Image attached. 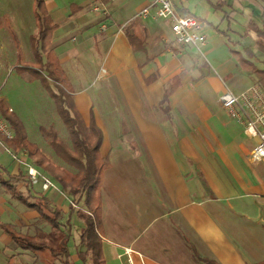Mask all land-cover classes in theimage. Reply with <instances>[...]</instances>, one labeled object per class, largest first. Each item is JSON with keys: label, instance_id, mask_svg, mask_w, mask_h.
<instances>
[{"label": "rangeland", "instance_id": "374dc122", "mask_svg": "<svg viewBox=\"0 0 264 264\" xmlns=\"http://www.w3.org/2000/svg\"><path fill=\"white\" fill-rule=\"evenodd\" d=\"M174 1L176 7L181 12L209 16V12L214 13L216 11L208 0ZM144 2V0H140L139 4L141 5ZM219 9L221 8H218L217 14L214 17H210L212 20H217V24L222 17L226 16L225 11H228L225 7L221 10ZM191 10L197 13H193ZM94 11L97 14L104 15L100 30L105 31L110 26L106 22V18L108 17L106 16L108 14L107 8L103 4L97 3L94 6ZM136 13L130 22L141 19L135 17ZM232 18L237 19L238 16L236 17L233 14ZM0 23L1 29H3V33L1 32L2 35H0L2 38H5L4 41L8 40L6 46L9 44L7 49H1L2 41L0 38V103L2 102L1 104L5 107L13 110V114L24 122L30 139L39 145L51 162L57 164L65 171L74 174L76 169L70 164L65 163L58 156L42 132L44 128L53 127L61 139L69 145L72 144L67 126L57 110L53 97L54 92H59V87L47 75L45 68L37 64L38 62L31 49V43L27 41L26 37L24 48L26 50L25 59L28 63L24 62L25 66L20 65V62L15 63L17 52L13 45V37L15 36H12V34H16L17 32L13 29V24H17V22L11 17V14H7L0 20ZM232 23L234 22L232 21ZM201 32L206 36V42L197 47L192 46L190 50L187 49L185 51L184 49L186 53L191 51L194 52L192 54H195L193 57L190 53L192 56L186 59V64L188 69L191 68L192 64L195 65L193 68L200 66L201 70L207 69V67L210 68V73L204 77V85L206 87L204 90H202V87H199L198 92L203 101L206 102V106L215 113L218 110H223L221 103H219V97L226 89H231L233 92L238 93L246 89L250 81L247 79L246 84V77L242 79L238 78L227 86L223 81V76L229 70L236 72L240 68L237 55H234L229 47H226L227 45L223 37L215 29H211L209 34H205L203 30ZM101 33L87 35L90 44L85 49H82L78 44L80 38L78 35L80 34L73 37L68 36V39L72 37L71 41L65 42V48L59 52V55L62 59L63 67L74 86L73 89L79 110L87 121L89 120L90 111H94L97 123L105 134L101 151L104 155L110 153L113 161V166L105 172L103 190L106 202V224L110 229V235L108 234L104 239L105 252L107 256H110L112 253L114 254L116 251L109 248V245L117 243V245L126 249L131 250L133 248L139 250V252L141 251L147 257V252H145L147 251L146 243L150 244V251L153 253L159 245L167 244L175 248L174 251L168 252V255L175 258L180 255V257L184 258L174 260V262L176 264H185L184 260L187 256L191 257L192 255L194 258L199 255L198 250L192 244H190L191 248L190 246H188V249L185 248L186 243H189L188 232L183 231L181 228H175L176 233L169 234L167 239L163 238L166 241H162V235L157 228L158 223L153 225V221L151 227L147 226L146 223L149 220L151 221L150 217L154 212L152 204L160 206L161 202L165 205L173 203L167 185L173 186L172 183H174L175 189L180 190L183 188L180 185L178 176H180L182 181L187 182L189 187L201 188L200 182L196 180V184H193V180H195L196 175L199 177V174L202 173L203 161L205 160L207 150L203 146L189 148L186 144L187 139L190 138V132L188 131L187 133L186 121L182 115H185L189 123H193L195 120H193V114L186 112V105L183 101L175 102L171 106L169 102L152 104V101L148 97H145L143 98L144 104L141 107L142 116L135 113L138 100L129 96L122 86L115 82L114 74L108 71L110 62L108 61L107 49L102 47L100 43L99 37L101 38ZM253 37L255 36L253 35ZM244 41L246 43L252 42L250 37ZM79 42H81L82 46H86L83 37L80 38ZM174 44L173 48L177 49V46ZM177 45L183 48V46ZM258 56L264 60V53L259 52ZM68 60L72 66L71 68L67 65ZM205 62L210 63L211 67L208 63L204 65ZM259 64L263 66L264 62L263 64ZM233 75L235 76L236 74L233 73ZM256 78L252 77L251 85L254 84L253 82ZM188 84L190 89H194L200 85L194 79L188 81ZM231 118L234 119L233 117ZM142 119L152 120L158 124H166L163 127V131L156 132L158 129L153 128L152 130L154 131L149 130L151 132H147L152 145L146 142L144 132L140 128L139 120L141 121ZM166 126H170L171 129L165 131L164 128ZM197 131L196 133H198ZM249 135L245 132L240 134L243 147H241L238 153H235L233 147L230 146L227 148L226 153L237 158L236 165L241 170L251 174L253 178L257 176L262 178L263 183L259 182L260 187L257 189L260 193L259 197H261L264 194V163L260 168L252 166L247 162V154L251 150L253 151L258 144V139L255 141ZM162 136L165 139H169V145L171 141L175 140L173 142L177 146L171 149L177 150V153L174 152L172 154L170 148L165 143H162ZM156 142L159 145L157 147L155 145ZM249 156L248 161L250 162ZM0 163L10 171L16 170L15 168L18 166L19 171L21 170L28 174H30V171L36 172V175L32 177L35 189L37 192L39 191L42 194L45 193L50 196L65 211L63 222L68 223L72 230L70 250L73 261L75 264H83L78 255L81 250H84V247L80 245V235L84 222L77 217L76 207H72L73 210L70 208L72 196L56 184L44 170L36 166L28 157L26 151L16 153L1 140ZM180 174H186V178L184 179ZM254 181L256 182L255 179ZM46 182H49V188L43 186ZM21 189L25 191L24 187H21ZM0 195L11 203L17 204V200L1 186ZM18 203L21 204L20 202ZM21 205L20 208L26 211L29 210V216L31 214L34 215L33 217H31L32 215L30 216L32 219H28L29 224L21 220L22 223H16L14 225L15 228L22 233L34 237L35 241L56 244L55 235L52 233L49 223L41 219L35 210L33 212L31 209L24 207L23 204ZM70 211L72 215L69 214ZM68 218H70V221L66 222ZM131 241L134 242L132 246L130 245L132 248L126 246V243H130ZM28 254L29 256H33V264H53L54 262V259L47 252L36 253L29 251ZM25 256L24 258H27ZM19 260L21 264H24L22 258H19ZM20 262L15 260L12 263L20 264ZM56 264L63 263L57 260Z\"/></svg>", "mask_w": 264, "mask_h": 264}, {"label": "crops", "instance_id": "0c3cea01", "mask_svg": "<svg viewBox=\"0 0 264 264\" xmlns=\"http://www.w3.org/2000/svg\"><path fill=\"white\" fill-rule=\"evenodd\" d=\"M144 1L140 5V0H44L51 19L58 25L53 33L49 49L57 54L63 66L59 52L64 50L66 41L68 43L74 35L80 34L78 36L84 38L86 46L81 45L80 38L78 44L82 49H85L90 44L87 35L102 32L99 39L101 46L107 49L108 61L110 62L108 71L114 74L115 82L120 84L129 96L138 100L136 114L142 116L141 107L145 97H148L152 104L169 102L173 106L175 102L183 101L186 105V112L193 114V120H195V122L189 123L185 115H182L186 121L187 133L190 132V138L187 139L186 144L189 148L203 146L207 150L202 173L199 174V177L196 175L195 180H193V184H196L197 180L202 186L201 188H191L187 182L182 181L178 176L183 188L175 189L174 183H172L173 186L167 185L173 203L165 205L161 202L160 206L152 204L154 212L150 217L151 221L149 220L146 225L151 227L153 221V225L158 223L157 228L162 235V241H166L163 238L167 239L169 234L176 233L175 228H181L188 232L189 243H186L185 248L188 249V246L191 248L190 244H192L198 250L199 255L194 258L192 255L191 257L187 256L184 260L185 264H206L203 262V258L214 260L217 264H258L264 262V194L259 197L260 193L257 191L260 187L258 183L262 182V178L259 176L253 178L251 174L241 170L236 165L237 158L226 153L229 146L233 147L235 153H238L243 147L240 134L242 132L249 134L236 119L234 120L229 116L228 111L220 101V97L219 103H221L223 110L214 113L206 106V102L199 95L198 88L205 89L204 77L211 70L208 67L201 70L200 66L193 68L194 64L190 66V69L187 68L186 59L192 55L194 57L195 54H192L194 52L191 51L187 53L185 51L190 50L192 46L181 48L175 43L174 34L167 20L150 16L130 22L133 15L149 5L152 0ZM211 1L215 2L216 0ZM97 3L103 4L108 11L106 22L110 26L105 31L100 30L104 15L94 11V6ZM225 8L228 9L225 11L226 16L222 17L218 24L216 23L217 20L210 18L214 17L217 11L209 12V16L198 14L194 10L191 12L197 13L196 15L201 18V31L209 34L211 29H215V26L222 31H227L229 39L234 42L233 44L215 29L223 37L227 45L225 46L229 47L230 51L242 52L245 46L254 45L255 42L253 33L250 36L251 43H246L245 39L242 38L248 23L253 19L260 24L264 22V0H227ZM37 13L36 0H0V20L7 14H11V17L17 22V24H13V29L17 32L12 34L15 36L13 37V45L17 52L15 63L20 62L22 66H25L24 62L27 61L24 48L25 37L31 43L34 54L32 36L39 29ZM233 14L238 18H232ZM2 30L0 26V34ZM1 35V49H7L8 40L4 41L5 38H2ZM68 36L72 37L68 39ZM172 43L177 46V49L173 48ZM258 53L257 51L255 64L259 68H264V60L259 58ZM65 59L67 60V58ZM67 63L71 68L69 60ZM206 63L208 62H205L204 65ZM259 63H262L263 66ZM239 67L236 72L229 70L223 76V81L227 86L233 80L245 77L246 84L247 79L250 81L246 89L251 86L252 77H257L253 83H260L257 73L244 69L240 63ZM233 73L236 75L234 76ZM67 76L69 77V75ZM177 76H180V83L171 88ZM228 76L229 78H227ZM193 79L197 80L200 85L190 89L188 81ZM71 85L74 88L72 82ZM166 94L168 100L162 102ZM139 122L146 142L150 145L152 144L147 132L153 128L158 129L156 132L163 131V127L166 125L146 119L139 120ZM169 129H171L170 126L164 128L165 131ZM250 137L257 141L256 137ZM162 139L163 141H160L170 148L172 154L177 153V150H172L177 146L173 142L175 140H170L171 144L169 145V139H165L163 136ZM155 145L156 147L159 146L158 142ZM251 151L247 154V162L252 166L261 168L264 162L253 165L248 161ZM15 169L11 172L18 173V166ZM180 175L184 179L186 178V174ZM163 177L166 178L164 175ZM3 189L5 190V188ZM18 202L17 200V204L11 203L0 195V217L13 227L16 223H22L21 220L29 224L28 219H32L31 217L34 215L31 214L30 217L29 210L20 208L22 203L19 204ZM24 207L26 206L24 205ZM31 210L34 212L33 209ZM133 244L134 242L131 241L126 243V246ZM149 245V243L145 244L147 249L145 262L140 257L142 252L133 249L131 246L133 250L131 249V253H128L125 247L117 245V243L109 245V248L116 251L110 256H107L104 247L107 263L130 264L132 260L134 264H176L174 260L184 259L179 254L177 258L167 254L175 250L174 246L162 244L153 253L150 251ZM175 246L178 248L177 245ZM182 249L184 250L183 247ZM29 251L19 247L10 235L0 228V264H13L12 262L15 260L20 262L19 258H22L24 264H33V256H29ZM24 255L27 258H24Z\"/></svg>", "mask_w": 264, "mask_h": 264}, {"label": "trees", "instance_id": "16d2710c", "mask_svg": "<svg viewBox=\"0 0 264 264\" xmlns=\"http://www.w3.org/2000/svg\"><path fill=\"white\" fill-rule=\"evenodd\" d=\"M208 1L216 11L218 8H224L227 3V0ZM36 2L39 29L32 36L34 55L38 65L45 68L47 75L59 87V92H54L53 97L57 110L67 126L72 144L69 145L61 139L53 127L44 128L42 132L58 156L65 163L73 166L76 172L71 174L51 162L39 145L30 139L24 122L13 114V110L1 104L2 102L0 112L10 122L15 130V136L8 139L0 134V140L16 153L26 151L36 166L44 170L56 184L72 196L70 208L73 210L72 207H76L77 217L84 222L80 235V245L84 250L78 255L83 264H108L104 252V239L109 234V228L106 224V202L103 190L105 172L113 166L112 157L110 153L104 155L101 151L105 134L97 123L94 111H90L88 121L83 117L77 106L70 79L57 54L49 49L58 25L51 19L44 0H36ZM215 29L226 37L228 42L234 43L229 39L227 31H222L216 26ZM251 33L255 36L254 45L245 46L242 52L235 50L233 52L244 69L258 74L264 88V68H259L255 64L257 51L264 53V22L260 24L254 19L251 20L243 31L242 38L250 37ZM180 80V76H177L171 88L176 87ZM167 100L166 94L162 102ZM0 185L11 193L14 199L38 212L39 217L49 223L56 244L35 241L34 237L18 231L11 224L4 222L1 217L0 228L8 233L19 247L36 253H49L54 259L53 264H56L57 260L63 264H75L70 250L71 226L63 222L65 211L49 196L37 192L30 174L21 170L12 173L0 163ZM21 187H24L25 191ZM69 214L72 215L71 211ZM69 221L70 218L66 222ZM203 261L207 264H217L207 258H203Z\"/></svg>", "mask_w": 264, "mask_h": 264}, {"label": "built area", "instance_id": "2783aa9c", "mask_svg": "<svg viewBox=\"0 0 264 264\" xmlns=\"http://www.w3.org/2000/svg\"><path fill=\"white\" fill-rule=\"evenodd\" d=\"M154 16L170 23L174 41L180 46H199L206 42V36L201 32L202 21L198 16L181 12L174 0H152L149 5L136 13L135 17L147 18ZM220 101L231 117L236 119L252 136L258 139V144L249 156L250 162L260 164L264 161V88L256 82L249 88L238 93L230 89L220 95ZM0 134L8 139L15 136L13 127L0 112ZM36 172L30 171L31 178ZM33 179V178H32ZM49 188V182L43 184ZM131 253L130 249H127ZM143 262L146 256L140 254ZM131 260V259H130ZM130 264H134L132 260Z\"/></svg>", "mask_w": 264, "mask_h": 264}]
</instances>
